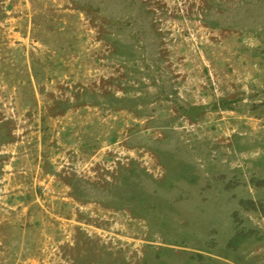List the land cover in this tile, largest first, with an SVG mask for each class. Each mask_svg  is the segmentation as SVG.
I'll return each mask as SVG.
<instances>
[{"label":"rangeland","instance_id":"obj_1","mask_svg":"<svg viewBox=\"0 0 264 264\" xmlns=\"http://www.w3.org/2000/svg\"><path fill=\"white\" fill-rule=\"evenodd\" d=\"M0 264H264V0H0Z\"/></svg>","mask_w":264,"mask_h":264}]
</instances>
